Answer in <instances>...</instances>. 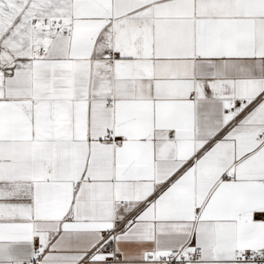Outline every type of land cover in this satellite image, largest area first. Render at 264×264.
I'll return each instance as SVG.
<instances>
[{"label": "snow or ice", "instance_id": "obj_1", "mask_svg": "<svg viewBox=\"0 0 264 264\" xmlns=\"http://www.w3.org/2000/svg\"><path fill=\"white\" fill-rule=\"evenodd\" d=\"M0 264H264V0H0Z\"/></svg>", "mask_w": 264, "mask_h": 264}]
</instances>
